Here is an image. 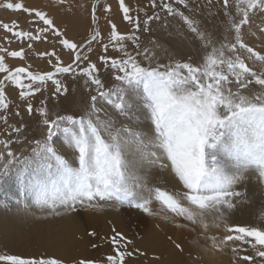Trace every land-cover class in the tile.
I'll list each match as a JSON object with an SVG mask.
<instances>
[{"label":"snow or ice","instance_id":"snow-or-ice-1","mask_svg":"<svg viewBox=\"0 0 264 264\" xmlns=\"http://www.w3.org/2000/svg\"><path fill=\"white\" fill-rule=\"evenodd\" d=\"M206 2L213 4V0ZM98 4L99 0H92V28L78 42L67 38L46 11L19 0H0V8L30 17L27 30L18 20L11 25L0 23L5 33L0 41L10 44L16 40L28 50H33L36 42L52 41L51 50L35 52L49 66V70L40 71L30 70L31 64L10 67L6 57L25 60L26 50L23 46L9 50L0 44V123L7 136L0 139V184L16 177L22 198L17 203L26 212L34 207L58 217L61 209L75 214L82 209L99 211L128 205L159 215L182 230L202 228L201 235L211 240L213 250H231V264H264V225L230 223L231 213L243 197L235 185L250 171L264 181V49L255 50L243 35L252 14L264 12V0H222L225 34L215 39L180 10L179 5L188 6L187 0H148L151 14L118 0L122 20L131 27L126 32H121L108 15L111 5L105 2L106 34L98 26ZM167 17H179L202 41L206 51L201 63L172 59L160 63L154 47L141 43L139 34L148 33L151 25L162 19L166 26ZM260 31L264 32V26ZM150 43L158 47L155 41ZM94 44L102 50L95 61L91 58ZM57 46L67 51L69 62L62 60ZM109 49L119 55H108ZM101 68L110 77L107 82L101 78ZM67 76L82 77L87 89L78 113L51 111L48 96L34 107L32 100L47 92L49 85L51 98L67 100ZM8 86L18 90L27 114L38 115L44 130L40 138L29 142L27 154L10 147L22 142L12 139V134L21 133L26 125L9 124L12 101L6 94ZM107 108L123 120L118 123ZM15 115L21 116L19 108ZM141 118L150 122L149 133L137 126ZM57 137L71 150V161L57 147ZM221 155L228 157V163L220 160ZM157 165L167 169L181 187L169 191L150 186L143 169ZM153 203L159 205L156 211ZM222 226V237L205 235L209 229ZM112 232L113 252L102 264H128V259L145 255L122 232L115 228ZM172 242L183 251L180 243ZM0 262L65 264L62 258L44 253L0 254ZM72 264L101 262L80 258Z\"/></svg>","mask_w":264,"mask_h":264},{"label":"rangeland","instance_id":"rangeland-1","mask_svg":"<svg viewBox=\"0 0 264 264\" xmlns=\"http://www.w3.org/2000/svg\"><path fill=\"white\" fill-rule=\"evenodd\" d=\"M112 1L113 3H115L114 5L116 6L115 12L117 14H120V19L114 20V22L117 23L118 25V29L121 32L130 31L131 27L122 20L121 18L122 14L119 13L118 0H112ZM71 2H72L71 0H64V2L61 4L58 2V0H34L32 7H35V5L38 4L39 6H41L40 9L47 11L44 9V7L50 6L51 12H55L56 14L65 15L67 17L66 23L65 24L58 23L57 26L60 28L61 31L65 33L67 38L73 39L74 41L82 42L83 39L88 35L89 31L92 28L91 16H90L92 0H84L82 3V6L78 4H74L73 7L71 8L72 10L70 9ZM105 2L109 4L108 0H99V4L97 5V15L99 17L98 26L102 30L103 34H106L109 31V26L106 23L105 13L103 11V6ZM125 2L131 8H133V10H135L136 7L139 6V7H143L146 10L150 11L149 14H151V10L147 8L148 0H125ZM221 4H222V0H213L212 6H209L206 0H187V5H188L187 7H184L183 5H179V7H180V10L184 11L186 15H189L190 17H193L197 20L202 31H205L206 34L208 33L213 34V38L215 39L216 36L222 37L225 34V25L223 24L225 17H224L223 8L221 7ZM174 6H177V5H174ZM74 10H79L78 16L76 17V19L70 20V15L72 11ZM263 13L264 12H259V11L254 13L255 15L259 17V19L253 25L249 26L247 30H243L245 42L249 46L254 47L255 50L264 49V39L257 38V36L255 35V32H261L260 28L264 26V17H261ZM117 14H114V12H112L111 10V12L108 15L112 18L114 15H117ZM14 15H15V12L12 10H7V13L3 15L2 8H0V23H9L11 25V22L14 19ZM140 15L143 16V13H141ZM161 15L162 17L164 16L163 13H161ZM29 19L30 17L29 18L27 17L26 22ZM26 22H24L23 24H20V23L19 24L22 28L27 30L29 25ZM261 33L264 34V32H261ZM4 34L5 33L3 32V29H0V36H3ZM8 35L11 38V34H8ZM139 35L141 37V43L143 45L154 47V50L156 53V60H158L160 63H168L169 60L172 59V60H184L186 62H190L196 65V64L201 63L202 55L206 51V49L203 48L202 41H200L194 34H192L187 29V26L183 24V22L181 21L179 17H167L166 26H165V21L163 19L160 22L153 23L151 25V30L148 33L141 32ZM151 41H155V44L158 45V47H155L154 45H152L150 43ZM0 44H3V46L8 47L9 50H18L22 46L26 50L27 55H26L25 60H20L19 58L6 57V63H8L10 67L27 66L28 64H31L32 67L30 70H33V71L49 70V66L47 65L46 60H42L41 58L37 57L35 55V52L51 50L52 49L51 39H49V41L47 42H36L33 50H28L26 44H21L19 41H16V40H13V42L10 44L4 41H0ZM132 47L133 46L130 44L129 45L130 51H132ZM93 48H94V51L91 54V58L95 61L97 60V57L102 50L100 49L98 45H95V44L93 45ZM56 51L61 54L62 60H64L65 62H69V56L66 50L62 52L60 47L57 46ZM109 54L110 56L119 55V53L111 49H109L108 55ZM156 60H154L153 63H155ZM2 75L3 74H0V76ZM101 78L104 79L106 82L110 79L108 73L103 68H101ZM64 81L68 88V93L66 94L67 100H65L63 97H61L60 99L51 98L50 94L53 89H52V86L49 85L47 92H45L43 95L37 94L35 99L32 100L34 107H38L39 101L41 99H44L45 96H48L49 97L48 107L51 111H54L60 114H64L66 112L78 113L81 104L87 98V89L84 87L83 78L67 76L64 78ZM6 94L9 96V99L12 101V105L9 109V114H8L9 124L19 125L20 123H23L24 125H26V127L22 129L21 133L12 134V139L22 141V142L12 143L10 147L12 148V150L18 153L23 152L24 154H27L31 148V145L29 142L34 139L40 138L44 130L42 126L39 125L38 115L33 114V116H29L27 114L26 109H25V102L20 101L18 98V90L14 89L11 86H8L6 89ZM17 108H19L21 116L15 115ZM107 110L113 113L114 115L113 118L116 119L118 123L121 120H123V118L117 116L116 113L113 112L111 108H107ZM124 122L128 123V121H124ZM3 129H4V125L0 123V139L7 138V136L3 134ZM56 143L60 151L65 155L67 159L71 161L72 152L70 149L63 146V138L57 137ZM220 160L223 163H228V157L226 155H221ZM167 171L168 170L166 169L159 168L158 165L154 166L152 169L148 168L147 174H148V180H149L150 186H159L169 191H174V190L179 189L181 185H179L177 181L173 178V175L169 171H168L169 173ZM247 175H251L253 179L249 181L248 190L251 189L249 191L253 192L252 195L256 194V198L253 200V202L245 206L246 208L251 209V213L249 215L238 214L234 220L230 221V223L238 224L241 226H247V225L262 226L264 225V203H260L258 199H261V197H264V181L260 180L258 178V175L252 171H250ZM13 178L15 179L14 180L15 184L12 185L11 194H10L11 196H8V197L11 201L13 200L14 203L16 204L17 201L22 198L20 197V193L17 195L14 194L16 191L19 192V185H18L16 177L13 176ZM246 181H247V178L243 180L242 182L238 183L237 185H235V189L237 191H239L240 189H243L242 191H244L245 189L244 186L246 185ZM253 181L256 182L258 186ZM259 189L262 193L261 195L259 194ZM0 192L2 193V191ZM2 194H6V193H2ZM246 196L247 195L243 196L242 198H245ZM5 198L6 196L2 198L0 197V207H1L0 209H3L4 207L6 206L8 207L11 205V204L9 205L6 203ZM14 203H13V206L15 207ZM153 204H155L154 206L156 208L159 207L158 204L157 206H156V203H153ZM17 205H20V204H17ZM124 206H128V205H122L119 207L115 206L114 208H112L114 209L113 212L115 216L108 217L107 211L101 214L102 220L101 222H99L98 220V223H100L101 225H105L104 228L107 227L106 233L104 232L105 230L104 229L102 230V228L100 227L98 229L99 232H97L95 236L88 235L89 232H95V231L92 228L93 225L91 226L90 216L87 213H85L84 209L78 211L75 214L68 213L69 215L71 214L70 216H72V218L75 219L74 224L75 222L77 223L75 224V226L78 228V225L79 226L81 225V229H83L86 232L87 236H89L90 239H93L95 241L94 243H96V239L98 238L99 240H102V242H104L105 244L103 245L101 243H98L97 247L95 248L92 247L93 244L88 245L89 248L87 247L85 249V252L81 258H88L87 255L89 252L90 257H92L96 261L101 262L102 264L104 258L107 255L112 254L113 252L112 243L110 240V237L113 235V232H112L113 228H115L116 231H119V232L124 231L126 234L123 232L122 233L129 239H131V236H134L135 232H136L135 235L138 234L137 228H139L140 231L143 230L144 231L143 233H146V235L149 236V233L151 231H147V228H146L147 226L146 225L141 226V224L139 223H137L136 225L135 219H132L129 216V215H132L130 213L129 208L133 209L132 212H134L135 210H139V209H135L129 206L128 214H125V211L123 210V208L120 209V207H124ZM36 210L38 209L33 207L28 212L33 213ZM88 211L93 212V210H88ZM99 211H94L93 213L90 212V214L92 217L95 215L97 218L99 216ZM139 211L142 212L145 216L151 217L153 219V227L156 230L152 231L151 234L158 232L157 236L155 235L156 237L155 236L153 237L152 242H149L147 240L146 235L132 238L134 247L135 248L138 247V249H140L141 251H144L145 253V255L141 256V264H231V259H232L231 250L225 249L224 252L213 250L211 248V240L201 235V232L204 231L202 228L196 227L195 231H191L190 229L182 230L180 228H177L174 223H170V225L158 224V221H160L159 217L155 218V216L147 215L142 210H139ZM233 212H234V209L232 213ZM111 213L109 215H111ZM125 216L128 217L127 218L128 220L130 221L132 220V222L129 223V226H127V224L125 223L124 224L122 223L121 218ZM52 217L53 216H51V219L54 222L50 220L51 222L49 223L48 219H50V216L47 215L46 212H41L40 210H38L37 212H34L30 216L29 221L31 223L36 222L37 224L44 223L45 225L42 224L43 227H45L46 224H48L49 226H51V224L56 226L57 225L56 223L58 222V220L56 219L57 222H55L56 217L55 218L54 217L52 218ZM93 218L97 221L95 217ZM22 223L23 221H20L19 225L20 226L22 225V228L26 230L27 227H29L27 226L28 224L23 225ZM168 227H172V229H169ZM108 233L109 235H107ZM224 234H225V231L222 226L220 229H216V228L209 229L205 235L207 237H211L215 235L219 238V237H222ZM169 237H171V240L169 239ZM172 241H176L180 243L182 245L183 251L177 250ZM193 241H196V243H193ZM146 242H148V244H146ZM75 244L76 246H78V241H76ZM100 246H105L107 249L108 248L111 249V253H108L105 247L103 250H100L99 248ZM197 246L201 247L203 253L209 257V261L203 258V256L200 253L201 252L200 247H197ZM19 248H20L19 245L15 246L16 251L17 250L18 251L16 252L14 250V255L31 256V255H39L43 253L42 251L39 252L37 250L38 252L34 251L35 253L32 252L31 255H29V253H26V252L22 254V253H19L20 252ZM206 248L209 249L207 252L204 251V249ZM92 252H96V253L92 255ZM81 253H82V248L80 250L74 249L73 255H71V251L67 249V254L66 253L63 254L62 259L64 260L65 264H71L73 262V257H75V254H77L80 257ZM85 253H87V255ZM48 255H51V254H48ZM74 259L78 260L77 258H74Z\"/></svg>","mask_w":264,"mask_h":264},{"label":"bare ground","instance_id":"bare-ground-1","mask_svg":"<svg viewBox=\"0 0 264 264\" xmlns=\"http://www.w3.org/2000/svg\"><path fill=\"white\" fill-rule=\"evenodd\" d=\"M71 1L72 2L70 4V9L73 7L74 4H78V5L82 6V3H83L84 0H71ZM12 2H17V0H12ZM19 2L24 3L25 6L32 7L34 0H19ZM108 2L111 5L112 12H114V14H117L115 12L116 11V6L114 5L115 3H113L112 0H108ZM35 7L36 8H40L41 6H39L37 4V5H35ZM44 9L47 10L46 12L48 13V15L50 17L54 18V22H55L56 25L58 23H61V24L62 23L65 24L66 23L67 17L65 15L56 14L55 12H51L50 6H45ZM14 12H15V15H14V19L13 20H18V22L20 24H23L24 22H26L27 17L29 18V16L27 14H24L22 12H17V11H14ZM2 13H3V15H5L7 13V9H3L2 8ZM78 13H79V10L72 11V13L70 15V20L76 19V17L78 16ZM133 14L135 15V12H133ZM261 17H264V13L261 15ZM112 18H113V20L120 19V14L114 15ZM121 18H122V16H121ZM258 19H259V17L257 15L252 14V16H251V25H253ZM59 26H61V25H59ZM248 27L249 26H246L243 30H247ZM255 35L257 36V38L264 39V34L261 33V32H255ZM109 113L114 117L113 113H111V112H109ZM137 126L145 133H149L150 132V129H151L150 122L145 120V119H143V118H141L137 122ZM147 170H148V168L143 169V171L145 173H147ZM13 176L7 182L2 183L0 185V191H2V193H6V194H2L0 192V197L2 198L4 196H6V198H5L6 203L9 204V205L10 204L12 205V206L10 205L8 207L6 206L3 209H0V254H13L14 255V250L16 251L15 246L19 245V247H20L19 248V251H20L19 253H22V254L24 252H26V253H29V255H31L32 252L38 250L39 252L42 251L44 254H47V255L51 254L53 256L62 258L63 254H65V253L67 254V249L70 250L71 251V255H73L74 254V249H79L80 250L82 248V253H81L80 257L77 255L79 253V251H78V253L75 254V257H73V260H74V258L79 259V258H81L83 256V254L85 252V249L88 247V245H92V244L98 245V243H101V244L105 245L104 242H102V240H99L98 238L97 239L95 238L96 239V243H94L95 241L93 239H90L89 236H87L86 232L83 229H81V225L80 226L78 225V228L75 226V224H77L76 222L74 224L75 219L72 218V216H70L71 214L69 215L68 213H64L63 209H61V212H62L61 216H58L56 218L54 217L55 218V222H57L56 219L58 220V222L56 223L57 224L56 226H54L52 224H51V226H49L48 224H46V226L43 227L42 224H44V223H42V224H37L36 222L31 223L29 221L30 216L34 212H37L38 210L34 211L33 213H29L28 212L29 210L26 212L21 205H17L18 203L15 204L14 201L12 200L14 205H15V207H14L12 201L8 197V196H11L10 195L11 194V188H12V185L15 184V182H14L15 179L13 178ZM251 180H253L252 176L251 175H247V181H246V185L244 186V188H245L244 191H242L243 189L239 190L241 193H243V196H245V195H247V196L245 198H241L240 200L237 201L236 207L234 208V212L231 213L230 221L234 220L238 214H240V215H249L251 213V209H248V208L245 207L246 205H249L251 202H253V200L256 198V194L252 195L253 192L249 191L251 189L248 190L249 181H251ZM254 183L257 184L256 182H254ZM257 186H258V184H257ZM14 194L17 195V194H19V192L16 191ZM259 194L260 195L262 194L260 189H259ZM258 201L260 203H264V197H261V199H258ZM154 205L155 204H152L151 207H152L153 211H156L158 208H156ZM156 206H157V204H156ZM114 207L115 206H113V207L112 206L111 207H105L104 209L100 210L102 212L99 211V216L97 218H96L95 215L93 216V217H95L97 219V221L91 216L90 212H92V211H88V209H84L85 213H87L90 216L91 220L90 219L89 220L91 221V226L93 225L92 228L95 231V233L99 232L98 229L100 227L102 228V230L104 229L105 230L104 232L106 233V228L107 227L104 228L105 225H101L100 223H98V220H99V222H101V220H102L101 219L102 218L101 214H103V212H105V211H107V216L108 217L115 216L114 212H113L114 209H112ZM122 208L125 211V214H128L129 206L120 207V209H122ZM110 209H111V211H110ZM129 210H130V213L132 214V215H129V216L132 219H135L136 225H137V223L141 224V226L142 225H146L147 226L146 227L147 231H151L152 232V231L156 230L153 227V219L151 217L145 216L139 210H135L134 212H132L133 209H131V208H129ZM110 213H111V215H109ZM156 217H159V220H160V221H158V224H168V225H170V223H167V221L163 220L159 215L155 216V218ZM87 218H88V216H87ZM127 218L128 217L125 216V217H122L121 220H122L123 224L125 223V224H127V226H129V223H131L132 220L130 221ZM48 220L47 221L49 223L51 221H53L51 219V216H50V219H48ZM20 221H23V223H22L23 225H27L28 224L27 226H29V227H27L26 230L23 229L22 225L21 226L19 225ZM86 221H85V223H86ZM168 228L172 229V227H168ZM137 231H138V234L135 235V233H136L135 232L134 236H131V240H132V238H136L138 236L146 235V233H143L144 232L143 230L140 231L139 228H137ZM122 232L125 233L124 231H122ZM151 232L149 233V236L146 235L147 240L149 242H152L153 241V237L155 235L157 236V233H158V232H155L156 234L155 233L151 234ZM107 235H109V233ZM104 236H105V234H104ZM146 237H145V239H146ZM76 241H78V246H76V244H75ZM146 244H148V242H146ZM104 247L105 246H100L99 248H100V250H103ZM143 247H144V245H143ZM197 247H200V246H197ZM136 248H138V247H136ZM105 249H106V251H108V253H111V249H109V248L107 249L106 247H105ZM200 250H201L200 253L203 256V258L205 260L209 261V257L206 256L203 253L201 247H200ZM141 252H144V251H141ZM95 253L96 252H92V255L95 254ZM85 254L87 255V253H85ZM165 254H167V253H165ZM87 257L93 259L92 257H90L89 252H88ZM128 263H130V264H133V263L134 264H141V256L137 255V256H135L133 258L128 259ZM0 264H3V262H0Z\"/></svg>","mask_w":264,"mask_h":264}]
</instances>
